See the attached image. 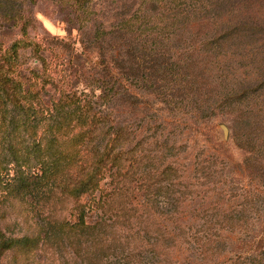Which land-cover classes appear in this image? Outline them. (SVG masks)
Here are the masks:
<instances>
[{
	"label": "trees",
	"instance_id": "obj_1",
	"mask_svg": "<svg viewBox=\"0 0 264 264\" xmlns=\"http://www.w3.org/2000/svg\"><path fill=\"white\" fill-rule=\"evenodd\" d=\"M58 1L91 20L92 0ZM127 1L132 11L94 30L98 44L114 39L118 46L109 60L101 57L90 91L75 89L54 50L30 36L36 19L29 14L21 38L0 47V204L43 202L47 215L30 236L8 237L0 227V261L8 252L28 262L64 248V264H115L116 232L107 221L87 220L99 209L161 263L190 257L192 264H264V0ZM10 3L0 0V14L14 23L22 16L7 9ZM123 75L171 111L187 109L210 122L214 108L224 110L228 140L242 152L235 164L227 160L239 184L221 183L201 159L188 184L173 165L152 163L136 179L143 200L135 202L131 181L144 159L130 147L131 130L99 104L127 91ZM111 170L113 186L103 191ZM204 189L210 192L199 203ZM59 194L71 202V218L53 215ZM172 207L199 213L169 215Z\"/></svg>",
	"mask_w": 264,
	"mask_h": 264
},
{
	"label": "rangeland",
	"instance_id": "obj_2",
	"mask_svg": "<svg viewBox=\"0 0 264 264\" xmlns=\"http://www.w3.org/2000/svg\"><path fill=\"white\" fill-rule=\"evenodd\" d=\"M8 1L11 3L8 4L7 9L9 10L11 5L15 11L20 12L22 19L14 24L8 17L0 14V47L5 48L12 41L21 38V23L28 14L33 16L36 22L34 30H29L30 36H38L43 39L46 47L54 50L58 58L53 57L52 59L57 63L64 62L75 77V89L78 91H90L94 87L95 82L91 77L94 71L99 72L102 69L101 57L109 60L118 46V42L114 39H106L98 44L94 39L96 26L103 23V27L106 26L108 29L110 23L117 24L118 21L115 19L120 16L117 14L128 13L133 9L127 0H92L91 20L88 21L86 18H81L72 5L58 0H37L34 4L30 0ZM85 23L87 27H83ZM25 54L28 55V50ZM30 60V66H35L32 59ZM123 76V84L127 91L111 102L100 98L99 104L105 111L112 112L111 115L115 122L131 130L133 140L130 147H134L138 157L144 159L139 173L131 181V186H136L133 192L135 202L143 200L142 191L139 185H136L139 184L136 179L140 178L144 171L153 170L155 166H152V163L173 165L188 184L194 179L197 159H201L204 165H210L222 175L221 183L232 182L234 186L239 184L234 174L236 167L232 164L242 159V152L228 140L230 130L229 124L225 121L227 113L224 110L214 108L210 122L206 116L193 117L187 109L171 111L149 89L145 88L141 81ZM94 93L98 95L99 91L95 90ZM52 94H54L53 90L48 89V96ZM221 126L227 129L226 139ZM227 160L232 161V164ZM113 172L114 170L108 171L102 181L103 191H109L112 188ZM222 185L225 189L229 188L227 184ZM208 192L210 190L207 189L199 191L195 199L201 203L202 197L205 198ZM228 195L233 198L234 192L229 191L226 197ZM57 197L55 203H52L53 215L60 220L71 218V202L60 194ZM213 199H215L214 196ZM40 205L45 204L36 203L30 199L0 204V227L4 234L14 238L30 236L35 232L38 223H44L45 216H47L45 206L42 208ZM168 213L169 215L178 213L179 215L197 216L199 212L193 209L172 207ZM108 217L109 214L95 209L88 215L87 220L91 223L107 221L110 229L116 232L115 243H112L119 246L112 257L115 264H168L151 258L152 252L148 246L144 243L142 246L139 245L140 240L135 241L136 237L121 231ZM67 258L68 255L64 248H57L54 251L44 250L28 262L19 261L14 253L8 252L1 259L0 264H64ZM169 264H192V260L190 257H184L180 262L170 261ZM201 264L210 263L202 262Z\"/></svg>",
	"mask_w": 264,
	"mask_h": 264
},
{
	"label": "water",
	"instance_id": "obj_3",
	"mask_svg": "<svg viewBox=\"0 0 264 264\" xmlns=\"http://www.w3.org/2000/svg\"><path fill=\"white\" fill-rule=\"evenodd\" d=\"M221 129H222V131H223V134H224V138L226 139L227 137V129H226V127L225 126H221Z\"/></svg>",
	"mask_w": 264,
	"mask_h": 264
}]
</instances>
